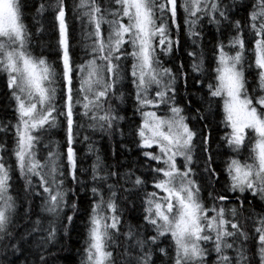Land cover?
<instances>
[{
	"label": "snow or ice",
	"instance_id": "6c2138e0",
	"mask_svg": "<svg viewBox=\"0 0 264 264\" xmlns=\"http://www.w3.org/2000/svg\"><path fill=\"white\" fill-rule=\"evenodd\" d=\"M73 232L79 264H264V0H0V264Z\"/></svg>",
	"mask_w": 264,
	"mask_h": 264
},
{
	"label": "trees",
	"instance_id": "16d2710c",
	"mask_svg": "<svg viewBox=\"0 0 264 264\" xmlns=\"http://www.w3.org/2000/svg\"><path fill=\"white\" fill-rule=\"evenodd\" d=\"M68 2H69V5H71L72 0H68ZM28 3L29 5H31L32 0H28ZM26 15L28 14L26 13ZM29 22H30V15H29ZM120 143H121V138L119 135H117L116 139L113 141H108L107 138H105L103 141H100L97 147L100 148L101 155L107 156L109 160L114 159L113 150H115L116 156H118L122 161H125L127 163L129 161L126 159L125 155H121V152H124L126 155H130V154L127 153V149H120ZM76 147L79 150L80 155L83 157V154L85 151L84 146L78 144ZM93 158H89L88 160L84 161L85 165L90 166L91 159ZM134 159L135 158L132 157L133 161ZM78 226H79V222H78ZM77 249H78V236L76 232H73L70 248H67L64 251H59L56 253V255L58 256L56 264H79V257L77 255Z\"/></svg>",
	"mask_w": 264,
	"mask_h": 264
}]
</instances>
